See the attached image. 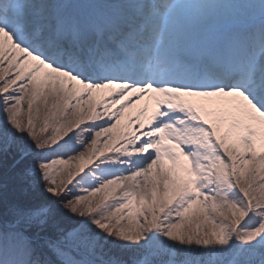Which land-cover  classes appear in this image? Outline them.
<instances>
[{
    "label": "snow or ice",
    "instance_id": "1",
    "mask_svg": "<svg viewBox=\"0 0 264 264\" xmlns=\"http://www.w3.org/2000/svg\"><path fill=\"white\" fill-rule=\"evenodd\" d=\"M0 264H264V0H0Z\"/></svg>",
    "mask_w": 264,
    "mask_h": 264
},
{
    "label": "rangeland",
    "instance_id": "2",
    "mask_svg": "<svg viewBox=\"0 0 264 264\" xmlns=\"http://www.w3.org/2000/svg\"><path fill=\"white\" fill-rule=\"evenodd\" d=\"M94 100L96 103H100L101 101L107 100L109 104H111V99H109L105 94H94ZM206 103V102H205ZM144 102H141L140 104L135 105L132 108H129L126 110V115H135V112L142 107ZM26 107V105H25ZM193 228L195 227V223H193Z\"/></svg>",
    "mask_w": 264,
    "mask_h": 264
}]
</instances>
